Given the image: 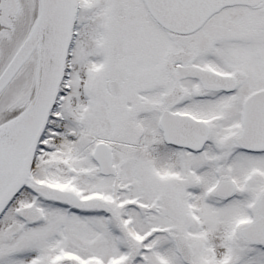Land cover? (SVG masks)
<instances>
[{
  "label": "snow or ice",
  "instance_id": "1",
  "mask_svg": "<svg viewBox=\"0 0 264 264\" xmlns=\"http://www.w3.org/2000/svg\"><path fill=\"white\" fill-rule=\"evenodd\" d=\"M0 264H264V0H0Z\"/></svg>",
  "mask_w": 264,
  "mask_h": 264
}]
</instances>
